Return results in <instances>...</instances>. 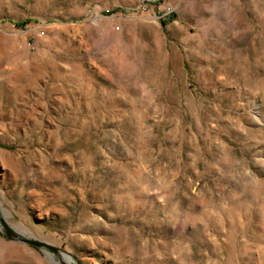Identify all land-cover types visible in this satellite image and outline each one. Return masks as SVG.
<instances>
[{"label": "rangeland", "instance_id": "1", "mask_svg": "<svg viewBox=\"0 0 264 264\" xmlns=\"http://www.w3.org/2000/svg\"><path fill=\"white\" fill-rule=\"evenodd\" d=\"M143 1L0 0V264H264V0Z\"/></svg>", "mask_w": 264, "mask_h": 264}, {"label": "trees", "instance_id": "2", "mask_svg": "<svg viewBox=\"0 0 264 264\" xmlns=\"http://www.w3.org/2000/svg\"><path fill=\"white\" fill-rule=\"evenodd\" d=\"M161 2H162L161 0H144L142 2V5H153V6H157ZM119 11L124 12V13L127 12V10H125V9H120ZM116 12H118V10L103 11L102 12V15H110V14H113V13H116ZM174 16L175 15L173 13L168 14L167 15V18H162L161 23L163 25H165L167 23V20H170V19L174 18ZM14 25L21 27L24 24L22 22H14Z\"/></svg>", "mask_w": 264, "mask_h": 264}, {"label": "water", "instance_id": "3", "mask_svg": "<svg viewBox=\"0 0 264 264\" xmlns=\"http://www.w3.org/2000/svg\"><path fill=\"white\" fill-rule=\"evenodd\" d=\"M2 225L5 228L6 234L10 237L12 235V233L8 229L7 225L3 221H2ZM24 241L27 242V243H30V244H32L34 246H37V247L44 246L42 243H39V242H36V241H33V240H26L25 239Z\"/></svg>", "mask_w": 264, "mask_h": 264}]
</instances>
